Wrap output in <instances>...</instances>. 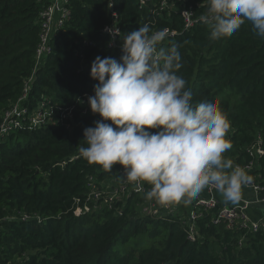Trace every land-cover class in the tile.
Segmentation results:
<instances>
[{
    "label": "trees",
    "instance_id": "16d2710c",
    "mask_svg": "<svg viewBox=\"0 0 264 264\" xmlns=\"http://www.w3.org/2000/svg\"><path fill=\"white\" fill-rule=\"evenodd\" d=\"M164 1L168 6L161 8ZM47 5V0H0V123L28 89L20 102L27 110L24 121L0 137V264H264V233L228 229L212 223L207 213L195 221L191 241L190 203H178L158 218L141 215L138 205L146 195L124 196L81 216L72 208L74 198L89 193L91 178L111 177L78 151L87 146L83 130L100 119L90 108L82 113L83 96L96 83L89 75L91 62L97 56L119 60L122 55L108 48L109 37L102 33L113 22L111 11L121 34L145 24L153 32H176L162 46L179 45L182 68L177 74L187 81L193 104L216 103L229 119L226 138L232 147L225 158L233 167L248 165L247 150L260 137L263 153L254 163L261 171L264 38L248 21L231 37L216 41L202 22L184 31L180 11L191 9L200 16L207 0L144 5L140 0H70L68 17L37 67L38 20ZM39 112L45 123L35 126L31 118Z\"/></svg>",
    "mask_w": 264,
    "mask_h": 264
},
{
    "label": "clouds",
    "instance_id": "9594fccd",
    "mask_svg": "<svg viewBox=\"0 0 264 264\" xmlns=\"http://www.w3.org/2000/svg\"><path fill=\"white\" fill-rule=\"evenodd\" d=\"M245 21L264 38V0H207L199 17L214 41L231 37ZM106 30L123 36L122 55L91 62L96 83L87 103L100 119L83 130L87 146L79 147L80 156L109 173L119 164L128 181L150 184L146 198L163 206L188 204L208 187L226 202H239L251 177L224 156L232 147L230 121L216 103L193 104L177 74L179 45L163 47L167 30L153 32L148 24L126 34Z\"/></svg>",
    "mask_w": 264,
    "mask_h": 264
},
{
    "label": "built area",
    "instance_id": "2783aa9c",
    "mask_svg": "<svg viewBox=\"0 0 264 264\" xmlns=\"http://www.w3.org/2000/svg\"><path fill=\"white\" fill-rule=\"evenodd\" d=\"M47 7L40 13L38 24L40 27L39 31V43L35 52L36 66H40L47 55H49L50 40L55 34V32L61 28L64 21L67 19L69 11L68 4L70 0H47ZM147 1L150 0H140V4L144 5ZM161 4V8L168 6L167 1ZM111 7V6H110ZM183 17V30L188 31L193 29V27L200 23L199 17L195 16L191 9H182L181 11ZM111 16L113 22L102 29V33L109 37L108 48L110 49H119L121 52L120 45L117 44V37H110L106 29L115 27L121 30L118 26V20L115 12L111 11ZM176 32L167 31V37H174ZM122 53V52H121ZM31 80V79H30ZM27 87L24 89V94L22 98L12 106L10 110L5 112L2 115L0 123V137L4 136L9 128H17L22 121H24L25 116L27 115V110L23 108L20 102L26 98ZM93 95V91L89 94L83 96L82 103L86 105L83 114L89 109L87 98L88 96ZM41 106H44L41 104ZM37 121H33V124L40 125L45 123V114L37 113ZM68 116V115H67ZM43 117V118H42ZM43 120V122H41ZM262 139L257 138L256 142L249 147L247 153L251 157V161L248 165L241 167L245 172L252 171L257 158L263 153ZM117 168L112 169L110 176L104 180L98 181L97 179L91 178L89 180L90 191L84 198H74L73 200V210L76 215H84L94 211H98L101 208L111 206L115 201H118L120 198L128 195H137L142 196L151 189V185L146 182H130L124 177V169L119 164H116ZM252 190L256 195L259 196V201L264 202V184L262 181L251 177L249 184L244 186ZM207 197H201L200 195L191 201L192 208L187 214V224L189 226V235L188 238L191 241H194L196 238V229L195 221L202 217L203 214H209L211 216V222L214 224L224 223L226 228L232 229L235 227L247 228L251 232L260 231L264 233V218H261L256 221L250 220L246 211L250 205L249 202L245 201L241 205L236 207H224L220 206L215 199V193H219L214 187H208L205 189ZM141 215L158 218L162 212H171L175 210L176 204H171L169 206H163L158 203L155 199H145L142 203H139ZM27 216H23L22 220L27 219Z\"/></svg>",
    "mask_w": 264,
    "mask_h": 264
},
{
    "label": "crops",
    "instance_id": "0c3cea01",
    "mask_svg": "<svg viewBox=\"0 0 264 264\" xmlns=\"http://www.w3.org/2000/svg\"><path fill=\"white\" fill-rule=\"evenodd\" d=\"M257 171V172H254ZM259 169V166H254L252 171L246 172L250 177H254L264 184V177L262 176L263 173ZM201 197H207V193L204 191L200 194ZM215 199L217 200L220 206L224 207H236L241 205L243 202L247 201L250 203L246 213L249 216L250 220L256 221L261 218H264V202L259 201V196L256 195L252 190L243 187L242 188V199L237 203L226 202L225 199L222 197L220 193H215ZM191 203V202H190Z\"/></svg>",
    "mask_w": 264,
    "mask_h": 264
},
{
    "label": "rangeland",
    "instance_id": "374dc122",
    "mask_svg": "<svg viewBox=\"0 0 264 264\" xmlns=\"http://www.w3.org/2000/svg\"><path fill=\"white\" fill-rule=\"evenodd\" d=\"M38 116H40V115H36V114H35V115H34V119H33V121H37V120H38V118H39ZM42 118H43V117H42ZM43 120H44V119H42V121H41V122H43Z\"/></svg>",
    "mask_w": 264,
    "mask_h": 264
}]
</instances>
